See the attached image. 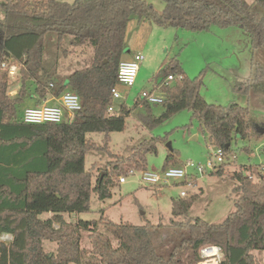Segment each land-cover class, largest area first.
Instances as JSON below:
<instances>
[{
    "label": "trees",
    "instance_id": "1",
    "mask_svg": "<svg viewBox=\"0 0 264 264\" xmlns=\"http://www.w3.org/2000/svg\"><path fill=\"white\" fill-rule=\"evenodd\" d=\"M162 12L143 0H0V66L17 67V93L9 95V77L0 71V264H197L202 248H220V264H264L253 252H264V165L234 172V211L219 224H209L187 214L198 195L172 198L171 221L135 226L128 222L66 221L90 210L91 195L111 197L116 180L131 168L146 170V156L156 153V140H144L129 155L109 151L108 137L122 132L126 119L135 116L152 129L170 116L187 110L208 137L211 146L230 153L235 139L262 135L251 125L248 108L233 102L209 104L200 95L201 76L188 78L176 60L162 69L166 76H181L163 88L164 112L155 116L143 103L122 104L108 116L111 91L119 62L126 51V33L133 19L158 27L191 32L236 27L249 38L252 50L264 47V0H161ZM92 49V60L83 68L61 75L59 52ZM255 78L237 82L234 92L248 96L253 82L264 78L256 67ZM33 88V89H32ZM69 91L82 104L72 123L27 125L21 110L34 97L39 104L49 94L59 98ZM36 103V104H37ZM103 134L101 145L87 138ZM108 154L110 161L93 183L85 168L88 152ZM173 152L164 169L178 166ZM212 175L222 176V167ZM49 218L41 219V215ZM178 218L189 219L178 221ZM57 225L56 229L54 226ZM103 230V231H101ZM87 232L91 251L80 247ZM164 244H157L161 236ZM10 236L3 242L1 236ZM57 244L55 254L43 243ZM257 254V255H258Z\"/></svg>",
    "mask_w": 264,
    "mask_h": 264
},
{
    "label": "rangeland",
    "instance_id": "2",
    "mask_svg": "<svg viewBox=\"0 0 264 264\" xmlns=\"http://www.w3.org/2000/svg\"><path fill=\"white\" fill-rule=\"evenodd\" d=\"M57 1L71 4L75 0ZM143 1L152 5L157 12H162L165 6L161 0ZM139 28L142 31L137 35L126 34V40L129 37L133 38L132 52H140L144 60L139 67L134 86L131 89L118 88L124 99L115 101V106L124 104L128 108H133L135 99L143 90H151L153 84L166 79L167 76L160 72L161 69L171 60H176L188 78L201 76L200 95L205 102L219 106H227L235 102L248 108L251 125L255 130L258 128L264 130V78L253 82L248 96L234 92L237 82L255 78L256 67L264 69V47L252 50L249 38L236 27L219 28L213 25L207 31L191 32L143 22ZM64 48L69 54L63 56L59 52L58 67L61 75L83 68L92 60L90 48H72L67 41ZM129 50L131 51V47ZM8 81L9 94L17 91L19 84L16 77ZM29 104L27 102L20 108L21 113L25 106H30ZM151 107L155 116L161 115L165 109L163 105ZM133 115L126 119V126L122 132L109 134V151L116 156H127L142 141L155 138L156 153H149L146 156L148 171L161 172L164 169L165 159L171 153L168 144L175 154L178 166H184L188 162L205 165L210 154L216 151L210 145L206 133L187 110L170 116L152 129H145ZM87 138L101 145L104 135L93 133L88 134ZM109 161L108 154L103 152L92 151L86 154L85 168L88 170L93 167V183ZM262 165H264V133L257 139H234L230 145V153L225 156L222 176L210 173L199 176L192 168H188L187 173L196 178L194 187L186 183L146 187L140 184L138 175H124L125 183L118 184L116 180L110 198L100 201L95 194H92L89 212L73 215L71 219L67 216L64 218L73 223L77 220L99 222L104 218L114 223L128 222L135 226H143L147 223L169 226L171 200L180 198L181 192H185L188 193L186 198L199 194L187 214L188 218L219 224L234 211V202L239 197L234 191L236 183L230 176L244 166L259 168ZM49 216L51 215L43 214L40 218L46 219ZM177 220L186 222L189 219ZM54 227L58 228L57 225ZM166 237L167 235L163 234L157 244H164L162 240ZM1 240L9 242L10 238L4 235L1 236ZM80 247L86 252L91 251L87 232L81 233ZM43 248L45 252L55 254L57 244L44 242ZM253 254L264 263V252L262 254L253 252Z\"/></svg>",
    "mask_w": 264,
    "mask_h": 264
},
{
    "label": "built area",
    "instance_id": "3",
    "mask_svg": "<svg viewBox=\"0 0 264 264\" xmlns=\"http://www.w3.org/2000/svg\"><path fill=\"white\" fill-rule=\"evenodd\" d=\"M144 60L141 53H135L131 59L120 60L117 70L116 84L111 91L112 104L107 109L108 116H115L122 104L115 106V101L124 99L119 92V87L131 89L137 79L139 67ZM15 65H8L2 63L0 71L12 78L17 73ZM181 76H167L166 79L158 84H153L151 90H143L135 99L134 104L139 107L143 103L150 106L163 105L165 101V94L163 88L169 86L172 82L180 81ZM82 110V104L79 97L69 91L64 92L58 98V105H40L30 108H25L21 115V121L27 125H44L55 124L59 125L65 123V113L68 114L69 119L66 123H72L75 115ZM215 153L210 154L205 165H195L188 162L184 166H173L163 169L161 172H151L148 170L138 171L133 168L127 171L126 175L136 176L140 184L146 187H161L169 184L186 183L188 186H195L196 178L192 174L187 173L188 168H192L196 175L203 176L205 173H215L224 165L225 155L223 150L215 148ZM118 184L125 183L123 176L119 177ZM188 193L181 192L180 197L186 198ZM199 261L197 264H220L222 260V252L218 247H204L199 252Z\"/></svg>",
    "mask_w": 264,
    "mask_h": 264
},
{
    "label": "crops",
    "instance_id": "4",
    "mask_svg": "<svg viewBox=\"0 0 264 264\" xmlns=\"http://www.w3.org/2000/svg\"><path fill=\"white\" fill-rule=\"evenodd\" d=\"M143 24V22H138V20L137 19H133L130 23H129V27H128V29H127V35H131V34H138V33H140L142 30L139 28L140 27V25H142ZM134 45V43H133V38H130L129 37V39L127 38V40H126V46H127V50L125 51V53H124V55L122 56V60H128V59H131L132 58V56L135 54V53H138V52H132V46ZM131 47V51L129 50V48ZM140 53V52H139ZM139 73V72H138ZM17 74V73H16ZM16 77V75L15 76H13L12 78H9V79H13V78H15ZM17 93V91H13V92H11V94H9V95H11V96H13V95H15ZM28 103H30L29 105L30 106H25V108H30V107H35V106H40V105H45V104H48V105H58V98L57 97H54L52 94H49L47 97H46V99H43V100H41V102L38 104L37 103V99H36V97H34V98H32V99H30L29 101H27ZM27 102L25 103V104H27ZM37 103V104H36ZM24 108V109H25ZM23 112V111H22ZM21 115H22V113H21ZM20 115V116H21ZM65 123L68 121V119H69V116H68V114L67 113H65ZM261 133H264V130H262L261 131ZM245 168H248V167H246V166H244V167H242L241 169H245ZM50 217V216H49ZM71 218H73V217H71ZM10 239H11V237L10 236H8Z\"/></svg>",
    "mask_w": 264,
    "mask_h": 264
},
{
    "label": "water",
    "instance_id": "5",
    "mask_svg": "<svg viewBox=\"0 0 264 264\" xmlns=\"http://www.w3.org/2000/svg\"><path fill=\"white\" fill-rule=\"evenodd\" d=\"M168 148H169L170 152H172V150H171V148H170V145H169V144H168ZM50 257H51V254H50Z\"/></svg>",
    "mask_w": 264,
    "mask_h": 264
}]
</instances>
